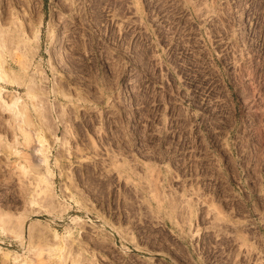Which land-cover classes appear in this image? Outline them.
Segmentation results:
<instances>
[{
    "label": "rangeland",
    "instance_id": "obj_1",
    "mask_svg": "<svg viewBox=\"0 0 264 264\" xmlns=\"http://www.w3.org/2000/svg\"><path fill=\"white\" fill-rule=\"evenodd\" d=\"M0 20V264H264V0Z\"/></svg>",
    "mask_w": 264,
    "mask_h": 264
},
{
    "label": "bare ground",
    "instance_id": "obj_2",
    "mask_svg": "<svg viewBox=\"0 0 264 264\" xmlns=\"http://www.w3.org/2000/svg\"><path fill=\"white\" fill-rule=\"evenodd\" d=\"M3 22V21H2ZM2 23H1V20H0V49L2 50H4V49H9V47H11L12 45H15L16 44V46H18V45H20L19 46V49H21L22 50V47H24L26 44V42H25V40H23V38H22V40L25 42H23L21 39H20V36H19V38L18 39H16V41L15 40H13L14 38L12 37V38H10V37H8L7 35L8 34H6V33H4L6 30H1V28H2V25H1ZM4 27V26H3ZM21 27H22V25H21ZM9 29V28H8ZM13 30V29H12ZM22 30V29H21ZM14 31V30H13ZM8 32V31H7ZM18 34V33H17ZM16 38H17V36H16ZM28 44V43H27ZM16 46H15V48H16ZM27 46V45H26ZM14 47H13V49H15ZM27 48V47H26ZM25 48V49H26ZM23 50H24V48H23ZM11 66V65H10ZM9 66V64H7V68L6 69H3L2 67H1V65H0V75H4V76H6L7 75V71L8 70H11L12 69V66L10 67ZM6 74V75H5ZM21 76H22V74H21ZM28 76V75H27ZM3 77V76H2ZM26 77V76H25ZM1 78V77H0ZM1 79H3V78H1ZM32 90V89H31ZM2 99V98H1ZM4 103H5V101H3ZM18 102H19V98H15V99H13L12 100V102L10 103V104H6V106H7V108L9 109V110H11V109H17V110H19V108H18ZM12 111V110H11ZM16 111V110H15ZM20 112V111H19ZM23 116V115H22ZM24 121V120H23ZM27 123H28V121H27ZM38 137V136H37ZM39 138V137H38ZM41 138H42V136H41ZM40 139V138H39ZM43 139V138H42ZM41 141V140H40ZM39 141V142H40ZM42 142V141H41ZM40 150V149H39ZM41 152V151H40ZM38 154H39V152H38ZM47 159H45L44 158V160L42 161L43 162V164H47V161H46ZM44 165V166H45ZM46 167H47V165H46ZM45 172H47V175H50V173H49V170L47 169V170H45ZM52 175V174H51ZM50 175V176H51ZM48 189V188H47ZM52 196V195H51ZM46 201H47V206H50V205H52V202L53 201H51L50 199H48V197H46ZM190 207H192V206H190ZM191 210V209H190ZM188 211H189V209H188ZM188 215H189V213H188ZM191 215V214H190ZM17 224H19V223H17ZM17 226H19V225H17ZM20 227V226H19ZM17 230V229H16ZM19 230V229H18ZM27 231V233H28V236H30V234L32 233L31 232V228H29L28 230H26ZM31 232V233H30ZM117 233H118V235H120L121 237H123V234L121 235V233L119 232V231H117ZM31 236H33L32 234H31ZM29 238V237H28ZM53 250H55V249H53ZM75 260V259H74ZM76 261H74V263L72 262V264H77V263H75ZM77 262H79V261H77Z\"/></svg>",
    "mask_w": 264,
    "mask_h": 264
}]
</instances>
